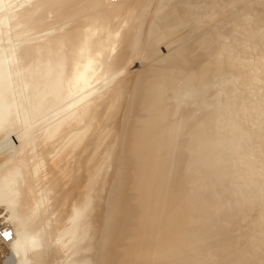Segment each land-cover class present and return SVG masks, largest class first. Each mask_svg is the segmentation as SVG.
<instances>
[{
  "label": "bare ground",
  "instance_id": "obj_1",
  "mask_svg": "<svg viewBox=\"0 0 264 264\" xmlns=\"http://www.w3.org/2000/svg\"><path fill=\"white\" fill-rule=\"evenodd\" d=\"M0 208L11 264H264V0H0Z\"/></svg>",
  "mask_w": 264,
  "mask_h": 264
},
{
  "label": "rangeland",
  "instance_id": "obj_2",
  "mask_svg": "<svg viewBox=\"0 0 264 264\" xmlns=\"http://www.w3.org/2000/svg\"><path fill=\"white\" fill-rule=\"evenodd\" d=\"M3 213L4 212H3L2 208H0V230L2 228H4V230H5L8 226V224L5 222L4 218L1 217V216H3ZM10 228H11V226L9 225V229ZM2 235L3 234L1 233V235H0V264H11V262H12L11 252H10L9 247L7 246L8 244H6L7 242L3 239Z\"/></svg>",
  "mask_w": 264,
  "mask_h": 264
},
{
  "label": "built area",
  "instance_id": "obj_3",
  "mask_svg": "<svg viewBox=\"0 0 264 264\" xmlns=\"http://www.w3.org/2000/svg\"><path fill=\"white\" fill-rule=\"evenodd\" d=\"M5 233H8V235L5 236ZM5 233L2 235V237H3V239H4L5 241H7L8 238H10V231H7V232H5ZM8 236H9V237H8Z\"/></svg>",
  "mask_w": 264,
  "mask_h": 264
},
{
  "label": "snow or ice",
  "instance_id": "obj_4",
  "mask_svg": "<svg viewBox=\"0 0 264 264\" xmlns=\"http://www.w3.org/2000/svg\"><path fill=\"white\" fill-rule=\"evenodd\" d=\"M8 235V233H5V236H7Z\"/></svg>",
  "mask_w": 264,
  "mask_h": 264
}]
</instances>
